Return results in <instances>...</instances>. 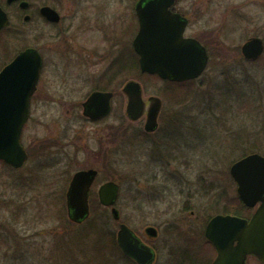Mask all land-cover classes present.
Segmentation results:
<instances>
[{
  "label": "rangeland",
  "instance_id": "obj_1",
  "mask_svg": "<svg viewBox=\"0 0 264 264\" xmlns=\"http://www.w3.org/2000/svg\"><path fill=\"white\" fill-rule=\"evenodd\" d=\"M27 1L56 7L64 21L52 26L39 13L25 21L14 6L9 28L0 34V68L26 46L46 59L22 133L32 155L11 172L0 163V264H101V256L134 264L118 248L103 249L105 237L97 231L116 235L119 229L110 207L92 202L91 217L107 222L103 229L74 224L68 216V182L87 167L99 170L94 191L107 180L120 184L116 206L154 244L155 264L208 263L205 256L214 250L206 242V223L237 195L232 162L246 153L264 154V62L246 61L241 52L249 37L264 38V0L182 2L193 15L189 34L208 47L211 60L192 84L195 94L180 103L165 93L164 81L139 79L144 97L159 96L164 105L161 128L143 140L146 118H128L123 92L137 72L116 63L121 54L116 33L121 35L123 21L133 30L135 0ZM107 66L114 67L105 85ZM96 86H107L115 97L108 116L90 120L82 102ZM245 94L251 104L240 101ZM151 225L158 229L154 238L145 233ZM248 264L262 263L249 257Z\"/></svg>",
  "mask_w": 264,
  "mask_h": 264
},
{
  "label": "water",
  "instance_id": "obj_2",
  "mask_svg": "<svg viewBox=\"0 0 264 264\" xmlns=\"http://www.w3.org/2000/svg\"><path fill=\"white\" fill-rule=\"evenodd\" d=\"M172 2L151 0L144 6L142 2L137 5L140 30L134 46L140 55L143 72L185 81L203 73L209 55L200 41L183 36L187 21L168 12ZM27 6V1L21 3L22 8ZM41 13L51 21L58 22L61 18L51 6H43ZM8 23V14L0 5V30ZM263 51L261 37H252L242 45V53L247 59H256ZM42 66L41 53L30 47L21 51L0 71V159L16 168L28 159L21 134L29 119L31 98L37 90ZM123 91L127 95V115L132 120H138L146 114L145 130L155 131L162 99L152 95L145 100L142 84L137 80L128 81ZM113 96L112 91H93L83 102L84 116L96 120L109 114ZM98 173L96 168L79 170L68 185L67 207L70 218L75 222H81L90 215V191ZM230 173L237 183L242 201L250 207L258 202L261 204L250 219L219 213L209 220L205 236L217 249L213 264H247L251 254L264 262V155L254 152L244 156L231 165ZM119 192L120 186L113 180L103 183L98 190L101 204L113 206L115 219L120 218L115 206ZM146 230L150 236H157L155 227L150 226ZM118 243L124 253L139 264H152L155 260V252L124 223L118 231Z\"/></svg>",
  "mask_w": 264,
  "mask_h": 264
},
{
  "label": "flooded vegetation",
  "instance_id": "obj_3",
  "mask_svg": "<svg viewBox=\"0 0 264 264\" xmlns=\"http://www.w3.org/2000/svg\"><path fill=\"white\" fill-rule=\"evenodd\" d=\"M21 1H23V0H14V1H12V2H8V0H0V3H1V5H2V7L5 9V10H7V12H8V14H9V18H10V21L12 20V17H13V13L11 12V11H9V8H11V7H16V8H18V12L20 13V15H23V19L25 20V21H32V19H33V17H35L36 15H37V13H39V15L45 20V22H47L49 25H52V26H56V27H58L63 21H64V15L56 8V7H54V6H52V5H50V4H42L41 6H39V5H37V6H35V4H32L31 2H29V4H28V6H27V8H25V9H23V8H21ZM68 1H70V2H68V4L69 3H71V2H73V1H75V0H68ZM142 1V4L143 5H145V3L146 2H148V1H150V0H135V2H134V6H133V10H134V16H135V20H134V22H133V30L130 32V26H129V24H127V26L126 25H124V23H125V21H123V23L121 24V26H120V28H121V35L119 36L118 35V31H117V33H116V35H117V40H116V44H117V41L120 39V41H121V45H119V47L121 48L120 49V52H121V54H120V58L119 59H117L116 60V63L118 62V66H119V68H121L122 70L124 69V70H126V69H130V68H132L133 66H135L136 65V57L137 58H139V55H138V53H137V51L135 50V47H134V41H135V38H136V35H137V33H138V31H139V28H140V22H139V18H138V15H137V9H136V7H137V4L139 3V2H141ZM184 0H175L174 1V3L169 7V9H170V11L172 12V13H179L181 16H182V18H184V19H187L188 20V26H187V28H186V30H185V36L186 37H194V36H192L191 34H189V28H190V26L192 25V17H193V15L189 12V9H183V5H182V2H183ZM44 5H49V6H52L53 8H55L59 13H60V16H61V18H60V20L58 21V22H50V21H48L47 19H45V17L41 14V11H40V9H41V7L42 6H44ZM32 9V10H31ZM31 10V11H30ZM25 17H28V20H26L25 19ZM136 29V30H135ZM111 30H112V28H111ZM136 31V32H135ZM132 33H135L134 34V36H133V39H132V44L129 46V37H130V35L132 34ZM102 36H103V38H107L108 37V34H102ZM11 38H12V35H9L7 38H6V40H4L5 41V46L6 47H8V41L9 40H11ZM263 38V37H262ZM263 40H264V38H263ZM111 44H112V46H113V40L111 41ZM27 47V46H26ZM107 51H108V49H107ZM17 54V53H16ZM15 54V55H16ZM14 55V56H15ZM43 55V54H42ZM128 55H129V57L131 56L132 57V63L130 62V63H127L128 62V59H127V57H128ZM13 57V56H12ZM12 57H11V59H12ZM10 59V60H11ZM43 59H44V61H46V59H45V57L43 56ZM125 59V60H124ZM9 60V61H10ZM210 60H211V56H210V58H209V62H210ZM8 61V62H9ZM123 61H126V63H124ZM113 67L114 66H107V68H106V70H105V72L102 74V77H101V80H106L107 82H106V84L107 83H109V78L112 76V73H111V69H113ZM102 85H104V84H102ZM100 87H105V86H100ZM95 88V87H94ZM100 90H105V89H102V88H99ZM39 90V87H38V89H37V91ZM36 91V92H37ZM36 92L34 93V95L36 94ZM34 95H33V97H32V100H33V98H34ZM31 104H32V101H31ZM163 109H164V105L162 106V109H161V111H160V114H159V125H158V128H157V130L159 129V128H161V116H162V113H163ZM31 113H32V108H31ZM30 117H31V114H30ZM30 117H29V120H30ZM28 120V121H29ZM156 130V131H157ZM155 131V132H156ZM26 148V150H27V152H28V155L29 156H31L32 155V153H30V151H29V149L27 148V147H25ZM33 152V151H32ZM31 154V155H30ZM87 168H92V167H87ZM66 194V193H65ZM260 205V203H258L255 207H253L252 208V210H253V212H252V214L255 212V210L257 209V207ZM70 218V217H69ZM125 218L122 216V214H121V217H120V219H114L115 221H117L118 223H119V226L122 224V223H127L125 220H124ZM72 223H74V222H72ZM75 224V223H74ZM134 233L140 238V240H141V242L143 243V244H145V245H147V246H149L154 252H155V255H156V259L153 261V263L152 264H155L156 263V260H157V250H156V248H155V246H154V244H152L148 239H145L144 237H142L137 231H135L134 230ZM145 233H146V235L147 236H149L150 238H154V237H152V236H150L148 233H147V231H145ZM113 232L110 234L109 233V235H110V237L111 236H113ZM157 235H158V233H157ZM109 236H106L105 237V240H107V239H109L110 238ZM115 239H116V242H118V231L116 232V235H115ZM111 250H113V251H115L116 249L115 248H111ZM112 251V252H113ZM111 252V253H112ZM110 253V254H111ZM109 254V255H110ZM108 258H109V256H108ZM205 258H207L208 259V263H206V264H212L213 263V261H214V258L211 260V262H210V259H209V255H207V256H205ZM204 260L205 259H203L202 261H200V262H197V261H195V262H192V264H202L203 262H204ZM107 261H109L110 262V264H115V261L113 260L112 261V258H109V259H107ZM262 263V262H261ZM137 264V263H136ZM262 264H264V263H262Z\"/></svg>",
  "mask_w": 264,
  "mask_h": 264
},
{
  "label": "trees",
  "instance_id": "obj_4",
  "mask_svg": "<svg viewBox=\"0 0 264 264\" xmlns=\"http://www.w3.org/2000/svg\"><path fill=\"white\" fill-rule=\"evenodd\" d=\"M137 57H136V65L133 66L132 69L137 72L136 77L138 79H141V78L143 79V78H147V77H155L157 79H161L158 75H151V74H147V73H142L140 71L139 61H138ZM259 60H262V62H264V56L261 57ZM131 63H132V61H131ZM163 81L167 84V89H166L165 93H168L169 96L174 101H176L177 103L183 102L195 94L196 90L193 89V87H192V84L195 82V80H190V81H186V82H173V81H167V80H163ZM105 85H108V84H105ZM96 88L108 89L107 86H105V87L96 86ZM240 101L243 102V105H246V104H251L253 100H252V97L250 95L245 94L244 98L241 99ZM140 135L142 136L141 137L142 140L148 136V134L145 133L144 131L140 132ZM0 163H3L8 168L7 172H11V170H14V168L5 164L4 162L0 161ZM95 199H98V196H97V192L93 191L92 192V202H94ZM92 209H93V207H92ZM221 212L236 214V215L245 216V217H250L253 210H252V208H249L248 206H246L241 201V199L239 198V196L237 194L236 196L230 198V200H228V202L224 203V206H223V209L221 210ZM92 218L93 217H90L87 220V223H90V225H93L92 227H101L102 228L105 226V224H107V222H105V223L102 222L100 225L97 222L98 220L96 221L94 218L93 219ZM95 222H96V224L94 225ZM97 232L101 233V235L106 237V235H105L106 233L103 230H98ZM103 236H101V237H103ZM108 236L110 237V235H108ZM105 241H106V244L103 245V249L104 248H109V249L118 248L117 243H116V239H115V234ZM206 242H207V244H210V242L208 240H206ZM100 253H102L101 247H100ZM101 255H104V253L100 254V256ZM107 259H108V257H106V259H104V256H101V262L100 263L102 264L105 260L107 261ZM132 262L134 263V261H132Z\"/></svg>",
  "mask_w": 264,
  "mask_h": 264
}]
</instances>
